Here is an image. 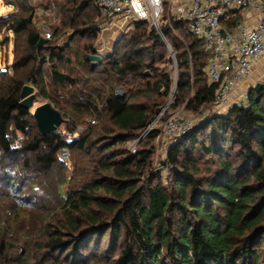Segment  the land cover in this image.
I'll return each mask as SVG.
<instances>
[{
	"label": "trees",
	"instance_id": "obj_1",
	"mask_svg": "<svg viewBox=\"0 0 264 264\" xmlns=\"http://www.w3.org/2000/svg\"><path fill=\"white\" fill-rule=\"evenodd\" d=\"M92 3L68 0L75 34L65 44L56 31L39 45L28 5L4 24L25 36L13 73L0 70V264H264V79L244 102L173 140L157 170L161 131L151 125L174 84V109L211 111L212 52L173 17L161 32L136 22L123 53L94 65V43L69 50L77 34L97 37ZM29 81L66 117L72 138L59 126L40 132L33 107L21 104Z\"/></svg>",
	"mask_w": 264,
	"mask_h": 264
},
{
	"label": "built area",
	"instance_id": "obj_2",
	"mask_svg": "<svg viewBox=\"0 0 264 264\" xmlns=\"http://www.w3.org/2000/svg\"><path fill=\"white\" fill-rule=\"evenodd\" d=\"M164 0H94L100 18L120 19L133 29L136 22H159ZM252 7L259 12L254 26L238 21L232 29L226 22L238 8ZM175 15L184 21L191 32L202 39L212 52L206 67L209 80L218 83L214 101L215 110L228 112L229 95L236 85L253 73L255 64L264 56V0H182ZM47 31L45 37L50 39ZM94 122V120H92ZM194 122L171 118L161 134L164 138L177 139L190 131ZM62 159L69 155L60 153ZM64 157V158H63Z\"/></svg>",
	"mask_w": 264,
	"mask_h": 264
},
{
	"label": "rangeland",
	"instance_id": "obj_3",
	"mask_svg": "<svg viewBox=\"0 0 264 264\" xmlns=\"http://www.w3.org/2000/svg\"><path fill=\"white\" fill-rule=\"evenodd\" d=\"M20 1V0H19ZM23 1V0H22ZM20 1V5L18 4H12V0H0V70H10V73H13L12 64L14 62V48L15 46H19L21 49L24 45L23 39L25 36V33H21L18 37L15 35L13 31H10L9 27L4 25L5 22L9 19V17L12 14H18L22 11L24 6L28 5L32 8L33 14H34V25L35 27L41 32L42 36L45 37V33L49 31L51 33L50 40L52 41L54 38V33L56 31H59L61 34L59 37L56 38L58 43H69L71 41L72 36H74V30L71 28L69 24V18L67 19V12L66 9L68 8V0H26V2ZM93 1V0H92ZM90 8V12L87 11L89 14L91 13L94 17V20L98 22L99 32L97 33L96 38H92L91 35H85V36H79L78 34L74 37V42L71 45L72 48L81 47L84 43H94L95 49L98 50L101 49V56L104 58L107 55L112 54L114 51L120 50V53H123L124 47H123V36L128 33L130 30H123L125 28L126 24H128L126 21L123 22V20H116L114 23H107L105 20L101 19L97 16V9L95 4ZM177 8V6H176ZM175 5L173 3V0H165L163 2L162 10L160 12V19L158 23H155L154 21L150 20L147 21L148 28L149 29H156L159 32H161V26L164 24H167L169 22H172L171 18L176 17L175 11H176ZM86 13H82V16L79 17V19L82 21L83 17L86 16ZM84 15V16H83ZM81 25H79V28ZM82 37V38H81ZM49 40V39H48ZM99 45H103L101 48ZM107 47L109 49L107 50ZM170 48V46L168 45ZM96 50V51H97ZM170 55L174 58L172 65L169 67L172 77L174 80L177 78L178 74V67L176 65L175 61V55L170 50ZM96 52H91V54ZM73 67H77V62H72ZM163 66H161L162 68ZM49 68L50 63L47 62L44 67V79L47 81L50 80L49 76ZM145 72H147L149 75H152L155 70L153 68H146ZM264 75V74H262ZM262 77V76H260ZM264 77V76H263ZM264 79V78H263ZM259 82V81H258ZM257 83V82H256ZM255 83V84H256ZM252 85V87L255 86ZM25 85H31L34 87V104H33V111L34 108L38 105H41L43 103L49 102V100L41 95L39 88L35 86L32 82H27ZM162 90V88L160 87ZM175 84L173 85V93H171L167 98L164 100V104L161 108L160 114L156 117L151 127H158L160 128V131L162 132L166 122L170 120L171 118H180V119H188L194 122L195 124H198L206 119H208L211 115L218 113L217 110H215L214 104L211 107V111H205V112H197L194 110H190L185 108V105L180 106L179 108L174 109L173 108V101H174V95H175ZM122 89H119V93H122ZM53 105V104H52ZM62 114V113H61ZM64 119L66 117L62 115ZM87 123V120L84 121V124ZM65 123L61 124L59 126L60 129L64 130V134L67 138H72L73 134L71 131L67 130L65 131ZM83 124H80L77 126V129H73L75 136L78 135V133L82 130ZM150 130V129H149ZM148 130V131H149ZM147 131V132H148ZM147 132L145 134H147ZM157 136V139L155 140L156 149L154 154V167L157 170H162V166L164 165V161L167 158V150L170 146L173 139L170 138H164L161 134ZM19 136L22 135L19 133ZM145 135H142V138H144ZM138 145V139L132 140L128 143V148L132 151L136 150V147ZM68 151V150H67ZM70 155L66 160L68 164L71 163L70 161ZM64 158V157H63ZM164 174H166V170L163 171Z\"/></svg>",
	"mask_w": 264,
	"mask_h": 264
},
{
	"label": "crops",
	"instance_id": "obj_4",
	"mask_svg": "<svg viewBox=\"0 0 264 264\" xmlns=\"http://www.w3.org/2000/svg\"><path fill=\"white\" fill-rule=\"evenodd\" d=\"M164 2H165V0H164ZM180 2H182V0H173L175 8ZM258 18H259V12L252 7H248V8L235 9L233 12V16L229 20L237 19V20L245 22L246 24H248L250 26H254L257 23ZM101 19L105 20L107 23L108 22L114 23L116 20L120 21V19H111V18H108V19L107 18L106 19L101 18ZM123 30H124V28H123ZM102 46L103 45H99L100 48ZM106 48H107V50L109 49V47H107V46H106ZM96 53L101 54V49L98 48ZM262 74H264V56L255 64L252 75L250 77L244 79L240 83H238L236 85V87L234 88V90L229 95L228 101H229V104L231 107L235 104L242 103L245 101L247 94H248L250 88L252 87V85H254L258 81L260 82L263 80L264 75H262ZM260 76H262V77H260ZM218 113H226V110L222 109Z\"/></svg>",
	"mask_w": 264,
	"mask_h": 264
},
{
	"label": "water",
	"instance_id": "obj_5",
	"mask_svg": "<svg viewBox=\"0 0 264 264\" xmlns=\"http://www.w3.org/2000/svg\"><path fill=\"white\" fill-rule=\"evenodd\" d=\"M48 38L42 36L39 41V45L47 43ZM88 58L94 65L102 62L103 57L101 54L93 53L89 54ZM262 85V82H257L255 88L258 89ZM21 104L27 108H32L34 104L35 94L34 87L31 85H25L21 93ZM33 115L36 119L39 130L43 134H47L50 131L56 129L64 122V118L59 110H57L50 102L43 103L34 108Z\"/></svg>",
	"mask_w": 264,
	"mask_h": 264
}]
</instances>
